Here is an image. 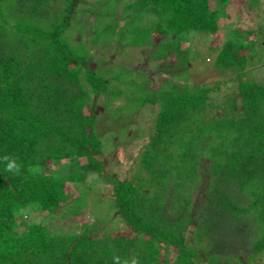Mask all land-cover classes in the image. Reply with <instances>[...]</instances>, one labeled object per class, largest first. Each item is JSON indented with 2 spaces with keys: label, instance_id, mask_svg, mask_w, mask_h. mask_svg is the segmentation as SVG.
Listing matches in <instances>:
<instances>
[{
  "label": "trees",
  "instance_id": "trees-1",
  "mask_svg": "<svg viewBox=\"0 0 264 264\" xmlns=\"http://www.w3.org/2000/svg\"><path fill=\"white\" fill-rule=\"evenodd\" d=\"M210 2L133 0L127 3L126 14L118 17L123 21L120 26L116 21L99 30L100 16L93 14L87 36L96 45L101 42L97 35L106 33L108 44L114 37H108L109 27L112 33L117 27L122 33L132 27L130 33L138 37L144 32L148 43L153 35L163 36V50L155 57L166 58L179 51L190 32H216L218 12ZM79 3L0 0V157L8 154L22 164L16 175L0 162V264H113V255L138 256L139 264H196V250L183 240L190 226L198 247L207 244L205 264H219L248 245L251 259L263 252L264 85L243 79L253 41L235 29L216 48L214 66L233 68L231 79L240 82V110L234 112L229 99V111L224 105L222 114L214 116L208 86L188 84L183 75L172 74L157 88H148L147 82L135 83L129 70L120 73L123 76L95 71L88 64L84 39L72 43L67 32L75 27L83 34L86 29L92 13L86 14L88 6L83 10ZM134 12L152 14L155 21L134 26ZM179 62L183 67L188 63L182 58ZM174 77L182 82L175 83ZM111 80L124 83L132 94L144 93L138 105L158 106L153 133L140 154V170L122 181L103 173L102 162L95 158L102 152L93 128L95 116L84 112L91 95H102L107 102L121 96L120 90L111 88ZM79 158L84 162L78 169L66 173L41 169L48 162L61 168L64 161ZM201 158L207 185L200 192L201 208L194 209L190 191L201 181L197 172ZM89 173L110 179L124 230L86 227L78 233L52 232L24 220L29 207L69 218L81 215L92 191L85 183ZM139 180L146 184L138 185ZM149 180L155 185L149 186ZM78 183L82 186L72 194L68 184Z\"/></svg>",
  "mask_w": 264,
  "mask_h": 264
},
{
  "label": "rangeland",
  "instance_id": "rangeland-1",
  "mask_svg": "<svg viewBox=\"0 0 264 264\" xmlns=\"http://www.w3.org/2000/svg\"><path fill=\"white\" fill-rule=\"evenodd\" d=\"M78 1L80 2V8L82 6L81 9L83 10L88 6L86 14L88 12L92 13L87 18L86 25L88 26L85 25L86 29L83 34L75 27L67 28V32H69L72 43L84 39L88 48V64L95 71H104L110 75L118 72L119 76H123L120 73L129 70L135 83L147 82L148 88H157L163 78H168L172 74L176 76L183 75L181 76L183 81L185 80L188 84L204 83L208 86L209 101L215 103V106L211 108V113L214 116L222 114L221 108L224 105L225 111L228 112L229 108L226 102L230 105V100L234 104V112H237L240 110V97L238 95V84L240 82L237 79H231L234 76L233 68L214 66L216 65L214 61L216 48L232 34L233 30L237 29V35L247 36L246 38L253 41L254 49L243 79L247 78V80L264 85V0H211V9L218 12L216 32L214 34L190 32L183 38L186 41H182L179 51H176V54L169 53L166 58L155 57V54L158 55V50L163 48L160 47V43L164 39L163 36L153 35L148 43L144 32H140L138 37H136V34L130 33L132 27L128 29L126 26L124 33L120 31L119 27L112 33L109 27L107 29L108 37L111 34L114 37L112 42L108 44L105 42L108 39L105 38L106 33L98 35L95 34L96 32L94 33L95 35L92 37L97 35V38L101 41L96 45H93L91 43L92 38L87 36L95 14L100 16L98 17L100 21V24H98L99 30L103 26H110L111 23L112 27L115 26L116 21L117 25L120 26L123 21L119 18L126 14L127 3L133 0H105L101 5H98L99 0ZM55 4L56 2L54 6ZM60 6L62 7V5ZM134 18H136L134 26L138 24L139 27L155 21L152 14L143 16L134 12ZM80 20H82V16ZM80 20L78 19V21ZM175 40L179 41L177 38ZM183 45H186L187 48ZM181 58L188 62L184 67L179 66ZM122 80H125V78ZM172 81L177 84L182 82L180 79H175V77ZM109 84L111 88L115 87L120 90L121 96L115 101L109 100L107 102L102 95H91L84 112L95 116L93 128L101 141L102 149L101 154L96 155L95 158L102 162L103 173L122 181L136 176L138 170H140V154L147 144L148 136L153 133L158 106L149 103L143 104L144 102L138 105L140 95L144 93L136 92V95L135 93L132 94L133 89H125L124 83L117 80H111ZM110 90L107 92L108 95L111 92ZM64 162L66 165L61 168L48 162L41 169L44 172L66 173L69 170L78 169V166L84 162V158ZM205 169V160L201 158L197 170L201 176V181L193 186L190 191L194 209H200L203 203L200 192L207 185L208 174ZM142 176L146 177L145 172ZM172 176L174 175L172 174ZM172 176L167 181H170ZM141 179L143 178L141 177ZM107 180L110 179L101 173H89L86 176L85 183L92 187V191L88 193L86 209L78 217L69 218L60 212L45 213L39 211L38 208L29 207L24 213V220L27 223L43 224L52 232L78 233L86 227L100 232L122 231L125 228L124 221L116 211L111 185L108 184ZM167 181H165L166 184ZM155 182V180H149L148 185L152 187ZM139 184L145 185L146 183L139 180ZM81 186L80 183L77 185L68 184L67 189L75 194ZM24 226L23 224L22 227H19L18 231L22 232ZM183 240L196 250L198 254L197 259H195L196 264H205L207 244L204 241L202 242L204 247H198L194 241L192 226L184 232ZM250 248V245H248L244 250L241 248L236 250V256L223 258L221 262L219 261V264H264V251L255 254L251 259L247 254ZM164 253L167 254V251ZM212 255L211 248L209 257L211 258Z\"/></svg>",
  "mask_w": 264,
  "mask_h": 264
},
{
  "label": "clouds",
  "instance_id": "clouds-1",
  "mask_svg": "<svg viewBox=\"0 0 264 264\" xmlns=\"http://www.w3.org/2000/svg\"><path fill=\"white\" fill-rule=\"evenodd\" d=\"M0 162L4 163L6 172L16 175L21 173L22 164L18 163L16 158L5 154L3 157H0ZM112 260L113 264H139L138 256L135 255L131 259L127 257L122 259L119 255H113Z\"/></svg>",
  "mask_w": 264,
  "mask_h": 264
}]
</instances>
